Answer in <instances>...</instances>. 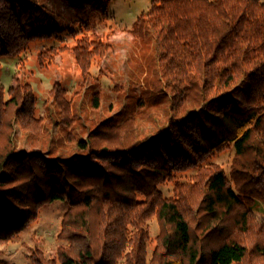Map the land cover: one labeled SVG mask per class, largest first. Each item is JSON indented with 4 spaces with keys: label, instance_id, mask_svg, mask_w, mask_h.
<instances>
[{
    "label": "trees",
    "instance_id": "1",
    "mask_svg": "<svg viewBox=\"0 0 264 264\" xmlns=\"http://www.w3.org/2000/svg\"><path fill=\"white\" fill-rule=\"evenodd\" d=\"M111 1L76 0L80 29L90 30V12ZM36 11L34 0H0V57L68 33L72 45L37 51L36 62L44 70L70 53L86 83L93 63L114 50L109 35L38 32ZM143 33L153 37L165 99L155 105L159 97L142 98L136 110L101 115L100 92L83 108L59 80L41 116L31 82H0V244L63 202L61 245L53 257L33 251V264H264V1L152 0L132 27L135 38ZM242 83L245 106L223 103ZM167 130L173 143L160 137ZM231 149L228 176L210 160Z\"/></svg>",
    "mask_w": 264,
    "mask_h": 264
},
{
    "label": "rangeland",
    "instance_id": "2",
    "mask_svg": "<svg viewBox=\"0 0 264 264\" xmlns=\"http://www.w3.org/2000/svg\"><path fill=\"white\" fill-rule=\"evenodd\" d=\"M37 4L36 29L38 32H49L53 29H65L68 26L78 32V36L92 34L109 35V41L113 44L114 50L108 54L100 63L95 62L90 69V78L83 83L79 73L75 69L74 61L70 53H65L55 59L54 64L45 69L39 68L36 62L37 51L47 50L49 47H58L64 44L72 45L75 39L68 33L58 34L57 38L37 43L29 51L19 57H0V82L9 89L16 86V79H23L31 82L35 92L39 96L38 112L41 116L47 115L46 101L49 99L48 92L54 82L66 81L69 97L78 101L81 107L86 108L91 95L100 92L101 115H109L108 109L112 107L113 114L120 110L130 108L136 110V101L144 98L146 104L150 100L162 101L157 84L159 77L156 75L157 64L155 62L154 40L150 35L143 33L138 39L132 34V27L137 18L147 13L152 0H112L109 5L100 11L90 12V30L85 31L77 25V20L82 19V13L77 12L76 0H34ZM264 1V0H261ZM106 11L104 15L103 12ZM92 14V15H91ZM249 92L248 83L240 84L234 91L228 94L227 100H234L238 106L244 107ZM165 100V99H164ZM222 102L216 103V109L221 107ZM50 105V104H49ZM53 108V104H51ZM90 110H86L89 112ZM164 114V113H163ZM162 118V115L161 117ZM159 122V119H157ZM150 126H153V122ZM55 136L59 135L58 128L53 131ZM167 142L174 140L165 136ZM57 134V135H56ZM19 131V145H26ZM28 146V145H26ZM233 150L216 154L211 163L222 167L226 174L230 173ZM196 170H191L179 176L180 182H185L194 175ZM165 196H171L172 186L170 184L161 187ZM68 205L63 202H55L44 207L40 216L26 232L13 238L7 244H0V260L3 264H33L30 256L33 251L43 253L46 257L55 256L61 242L58 235L61 230V222ZM264 212V204H261ZM150 236L154 239L159 234V225L155 219L149 221ZM220 236H214L210 243L215 244ZM149 245L148 252L152 254V247ZM131 251L130 246L125 252ZM264 263V262H262ZM121 264V260L119 261Z\"/></svg>",
    "mask_w": 264,
    "mask_h": 264
}]
</instances>
